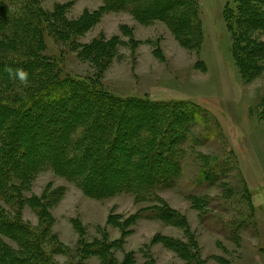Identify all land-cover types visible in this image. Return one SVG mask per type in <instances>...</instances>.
<instances>
[{
	"label": "rangeland",
	"instance_id": "obj_1",
	"mask_svg": "<svg viewBox=\"0 0 264 264\" xmlns=\"http://www.w3.org/2000/svg\"><path fill=\"white\" fill-rule=\"evenodd\" d=\"M197 1L204 31L200 51L184 48L163 22L144 25L126 11L100 14L104 0L41 1L50 13L64 6L69 21L102 15L84 29L74 45L46 35L43 55L58 62L61 77L69 72L98 77L102 86L122 97L147 96L161 102L184 99L201 111L179 147L182 172L170 187L148 194L119 190L134 184L137 178L147 179L133 166L136 157L125 155L121 159L118 152L111 159L116 161V168L101 184L90 182L89 193L84 179L67 178L50 167L36 175L24 196L33 200L45 195L49 201L46 211L53 218L51 231L67 250L52 254L58 264H78L83 241L95 240L122 242L123 247L108 252L112 264H189L166 245L170 240L189 243L188 229L205 264H264V69L247 82L234 66L232 39L223 19L231 0ZM114 38L122 43L114 45L113 55L104 66L81 58L82 47L72 49ZM255 38L257 46L264 45V31H256ZM78 112L86 119L89 108ZM58 121L54 119L51 124L56 126ZM42 126L46 129L45 124ZM54 135H46V146L30 147L31 153L23 158L28 166L52 156L64 163L60 150L57 153L48 147L66 133ZM70 139L73 143L74 137ZM214 158L217 169L210 170ZM81 160L85 157L77 162ZM159 164L162 167L157 170L164 176L163 163ZM100 188L116 190L110 195L93 196ZM197 200L201 201L199 206ZM27 205L23 219L36 228L40 223L38 213ZM165 205L183 216L187 228L160 219L159 212ZM86 264L103 262L91 256Z\"/></svg>",
	"mask_w": 264,
	"mask_h": 264
},
{
	"label": "trees",
	"instance_id": "obj_2",
	"mask_svg": "<svg viewBox=\"0 0 264 264\" xmlns=\"http://www.w3.org/2000/svg\"><path fill=\"white\" fill-rule=\"evenodd\" d=\"M41 1L0 0V264H58L52 254L67 251L51 231L53 218L46 211L49 201L45 195L43 199L33 200L24 196L39 172L50 167L67 178H82L89 193L90 182L101 184L116 168V161L111 159L113 153L118 152L121 159L125 155L136 157L138 161L133 166L147 179L146 182L137 178L134 184L118 187L119 190L148 194L170 187L182 172L180 145L201 114L189 100L161 102L147 96L122 97L102 86L98 77L70 72L61 77L58 62L43 55L46 35L74 45L84 29L90 28L102 15L69 21L64 16V6L50 13L44 10ZM104 1L100 14L126 11L144 25L163 22L184 48L200 51L203 46L204 31L197 0ZM223 19L232 39L234 66L242 79L249 82L264 69V45L257 46L258 39L255 38L256 31H264L260 27H264V0H231L223 11ZM121 43L114 38L108 42L99 40L89 46L75 45L72 49L82 47L81 58L104 66L113 55L114 45ZM6 65L24 68L29 73V83L25 85L9 79L3 71ZM85 107L89 108L86 119L78 112ZM54 119L59 120L56 126L51 124ZM49 132L55 134L54 137L66 133L63 139L48 147L57 153L60 150L64 163L52 156L28 166L23 158L31 153V146H46L44 140ZM30 141L34 143L30 144ZM80 157L85 160L77 162ZM160 162L164 173L170 174L163 176L157 170L162 167H159ZM213 163L210 170L217 169L216 158ZM103 172L108 175L103 176ZM86 174L91 176L89 180L84 177ZM206 175L204 172L203 179ZM114 190L100 188L93 196L110 195ZM200 203L197 200L196 206ZM26 205L38 213L40 223L36 228L23 219ZM169 209L165 205V209L160 210V219L187 228L183 216ZM173 214L175 219H172ZM79 231L84 232L83 229ZM186 234L189 243L170 240L166 245L189 264H205L194 248L196 242L189 229ZM116 247H123L122 242L83 241L78 264H86L91 256L100 257L103 264H112L108 252Z\"/></svg>",
	"mask_w": 264,
	"mask_h": 264
},
{
	"label": "clouds",
	"instance_id": "obj_3",
	"mask_svg": "<svg viewBox=\"0 0 264 264\" xmlns=\"http://www.w3.org/2000/svg\"><path fill=\"white\" fill-rule=\"evenodd\" d=\"M3 71L8 74L9 79L19 80L23 84L29 83V73L22 67L5 66Z\"/></svg>",
	"mask_w": 264,
	"mask_h": 264
}]
</instances>
